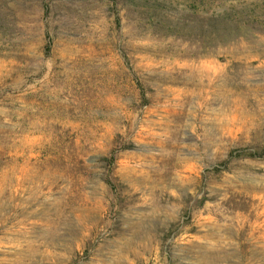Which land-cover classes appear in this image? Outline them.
Returning <instances> with one entry per match:
<instances>
[{
    "label": "rangeland",
    "instance_id": "374dc122",
    "mask_svg": "<svg viewBox=\"0 0 264 264\" xmlns=\"http://www.w3.org/2000/svg\"><path fill=\"white\" fill-rule=\"evenodd\" d=\"M0 264H264V0H0Z\"/></svg>",
    "mask_w": 264,
    "mask_h": 264
},
{
    "label": "bare ground",
    "instance_id": "6f19581e",
    "mask_svg": "<svg viewBox=\"0 0 264 264\" xmlns=\"http://www.w3.org/2000/svg\"><path fill=\"white\" fill-rule=\"evenodd\" d=\"M25 246H26V245H25ZM28 248H29V247H28ZM28 248H27V249H28ZM28 250H29V249H28ZM31 251H32V250H31Z\"/></svg>",
    "mask_w": 264,
    "mask_h": 264
}]
</instances>
